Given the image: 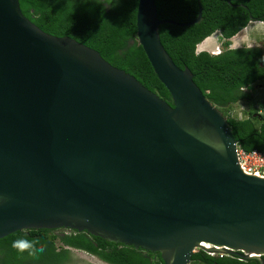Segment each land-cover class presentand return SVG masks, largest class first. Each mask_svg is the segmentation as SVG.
Returning a JSON list of instances; mask_svg holds the SVG:
<instances>
[{"label":"water","instance_id":"95a60500","mask_svg":"<svg viewBox=\"0 0 264 264\" xmlns=\"http://www.w3.org/2000/svg\"><path fill=\"white\" fill-rule=\"evenodd\" d=\"M198 4L196 20L178 23L139 0L137 40L170 104L41 30L20 0H0V240L67 229L165 264H190L196 248L264 264V179L241 170L228 119L160 39L164 24L199 23Z\"/></svg>","mask_w":264,"mask_h":264},{"label":"trees","instance_id":"16d2710c","mask_svg":"<svg viewBox=\"0 0 264 264\" xmlns=\"http://www.w3.org/2000/svg\"><path fill=\"white\" fill-rule=\"evenodd\" d=\"M138 4L139 0H20L24 15L41 30L96 50L111 65L173 104L137 40ZM156 6L160 20L178 23L196 20L200 10L198 0H156ZM202 10V19L195 25L160 26V39L174 63L192 72L206 98L220 110H229L239 102L251 101L252 87L264 81V45L231 48L232 39L250 23L264 21V0H202ZM215 33L221 35L222 53H198V46ZM226 118L239 147L264 152L263 113L250 111L247 118ZM25 239L37 243L23 252L13 247ZM75 252L94 256L103 264H165L159 252L116 244L87 232L25 230L0 240V264H90ZM192 262L260 264L233 255L211 256L202 250L193 255Z\"/></svg>","mask_w":264,"mask_h":264},{"label":"rangeland","instance_id":"374dc122","mask_svg":"<svg viewBox=\"0 0 264 264\" xmlns=\"http://www.w3.org/2000/svg\"><path fill=\"white\" fill-rule=\"evenodd\" d=\"M258 23H254L250 26L248 30H250L252 33H250L247 37L249 40L250 46H256L257 44L260 46L264 45V32H255L253 29L256 28V25ZM221 37L218 33H215L210 39L206 40L204 43L198 46L197 52H211L212 49L214 50L217 45H221ZM232 45L231 48H238L239 46L245 47V30L242 31L238 36H236L234 39H232ZM242 42V43H241ZM209 43L215 44V47L210 49H207L205 46ZM240 43V45H238ZM216 50V49H215ZM222 50V49H221ZM252 94L253 99L251 101H246L244 104H238L231 106L229 110L224 109L221 110L223 115H231L232 117L243 119L244 116L248 115L247 111H262L264 114V81H260L257 83V85L252 87ZM244 106V107H243ZM246 106V107H245ZM246 114V115H245ZM62 230V229H61ZM67 230V229H65ZM76 257L80 260L86 261L90 264H103L98 258L94 256H90L84 252H75Z\"/></svg>","mask_w":264,"mask_h":264},{"label":"built area","instance_id":"2783aa9c","mask_svg":"<svg viewBox=\"0 0 264 264\" xmlns=\"http://www.w3.org/2000/svg\"><path fill=\"white\" fill-rule=\"evenodd\" d=\"M220 35V33H218ZM221 37V35H220ZM216 49V50H215ZM210 53L212 55H219L222 53L220 45H217ZM237 158L241 170L247 175L255 176L257 178L264 179V152L252 151L247 152L241 147L237 148ZM201 249L196 248L194 254L198 253ZM211 256H223L220 253H208ZM242 259V258H241ZM190 264H196L191 262Z\"/></svg>","mask_w":264,"mask_h":264},{"label":"clouds","instance_id":"9594fccd","mask_svg":"<svg viewBox=\"0 0 264 264\" xmlns=\"http://www.w3.org/2000/svg\"><path fill=\"white\" fill-rule=\"evenodd\" d=\"M253 31L264 32V21L258 23L256 25V28L253 29ZM35 243H37V242L36 241L29 242L26 239L25 240H18V241L13 243V247L18 248L20 251L23 252L25 250L32 249ZM41 251H43V248H41ZM30 254H33V252H31Z\"/></svg>","mask_w":264,"mask_h":264},{"label":"crops","instance_id":"0c3cea01","mask_svg":"<svg viewBox=\"0 0 264 264\" xmlns=\"http://www.w3.org/2000/svg\"><path fill=\"white\" fill-rule=\"evenodd\" d=\"M254 23H260V22H252V23H250V25L245 29V47H254V46H250V45H248V44H249V40H248V37H247L250 33H252V32H251L250 30H248V29H249L250 26L253 25ZM238 35H239V34H238ZM238 35H237V36H238ZM234 38H235V37H234ZM234 38H233V39H234ZM208 39H210V38H208ZM208 39H207V40H208ZM205 41H206V40H205ZM205 41H204V42H205ZM204 42H203V43H204ZM241 43H242V42H241ZM238 45H240V43H239ZM256 46H260V45L257 44ZM205 47H206L207 49H210V50H211L212 48L215 47V44L209 43V44H207ZM238 48H241V46H239ZM212 50H213V49H212ZM209 53H210V52H209ZM252 90H253V89H252ZM252 92H253V91H252ZM244 103H245V102H239V103H237V104H235V105H238V104H241V105H242V104H244ZM233 106H234V105H233ZM243 107H244V106H243ZM245 107H246V106H245ZM248 112H250V111H247V114H248ZM259 112L262 113L261 110H260ZM245 115H246V114H245ZM247 116H248V115L244 116V118H247Z\"/></svg>","mask_w":264,"mask_h":264},{"label":"flooded vegetation","instance_id":"af4514ba","mask_svg":"<svg viewBox=\"0 0 264 264\" xmlns=\"http://www.w3.org/2000/svg\"><path fill=\"white\" fill-rule=\"evenodd\" d=\"M207 253V252H206ZM237 253H239V254H242V255H245L246 253L245 252H243V251H239V252H237ZM208 254V253H207ZM225 256L226 255H229L228 253H226V254H224ZM239 258H241V257H239ZM263 259H264V257H263Z\"/></svg>","mask_w":264,"mask_h":264},{"label":"bare ground","instance_id":"6f19581e","mask_svg":"<svg viewBox=\"0 0 264 264\" xmlns=\"http://www.w3.org/2000/svg\"><path fill=\"white\" fill-rule=\"evenodd\" d=\"M207 248H211L210 246H208V245H205Z\"/></svg>","mask_w":264,"mask_h":264}]
</instances>
